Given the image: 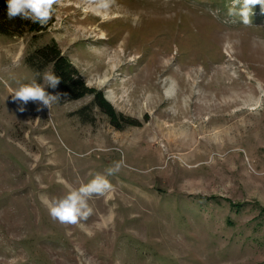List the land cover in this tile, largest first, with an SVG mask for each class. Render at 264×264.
Returning a JSON list of instances; mask_svg holds the SVG:
<instances>
[{
  "label": "rangeland",
  "instance_id": "374dc122",
  "mask_svg": "<svg viewBox=\"0 0 264 264\" xmlns=\"http://www.w3.org/2000/svg\"><path fill=\"white\" fill-rule=\"evenodd\" d=\"M232 4L58 0L45 31L0 35V264H264V3L247 25ZM50 41L116 122L93 95L13 100ZM96 174L87 219L49 215L42 192Z\"/></svg>",
  "mask_w": 264,
  "mask_h": 264
},
{
  "label": "clouds",
  "instance_id": "9594fccd",
  "mask_svg": "<svg viewBox=\"0 0 264 264\" xmlns=\"http://www.w3.org/2000/svg\"><path fill=\"white\" fill-rule=\"evenodd\" d=\"M58 0H6L7 16L12 19L19 17L22 20L30 21L34 24L46 25L56 12L54 5ZM264 3V0H233L229 14H238L242 17L244 24H249L251 7L255 4ZM103 6V5H102ZM239 6V7H237ZM44 84L38 83L35 79L29 84L19 86L13 92V100H19L24 104L29 101H39L44 107L50 109L53 103H59L61 94L48 93L45 89H56L61 83V77L55 71L46 72L43 76ZM21 112L24 108L19 109ZM39 110V109H38ZM123 165V161L116 162L108 170V174L118 172ZM59 176V173L57 174ZM62 183H67L61 180ZM41 187H44L41 185ZM112 185L104 175L96 174L88 183H82L78 188H71L62 197H49L45 192L40 194L41 202L47 207L49 215L61 223L75 224L80 220H85L93 212L89 200L96 195H103L110 191Z\"/></svg>",
  "mask_w": 264,
  "mask_h": 264
},
{
  "label": "trees",
  "instance_id": "16d2710c",
  "mask_svg": "<svg viewBox=\"0 0 264 264\" xmlns=\"http://www.w3.org/2000/svg\"><path fill=\"white\" fill-rule=\"evenodd\" d=\"M51 22L52 19L48 24L42 26L22 20L19 17L10 19L7 16L6 0H0V35L7 37L22 36L27 33L34 35L45 31ZM26 63L37 72L50 66L51 71L54 70L55 74L61 77V83L54 89L55 94H61V98L74 101L81 99L85 95H93L94 103L112 119V122L117 121L114 110L104 99L103 93L92 88L89 89L84 85L73 66L64 56H61L60 49L54 41H50L36 49L32 55L26 58ZM121 120L130 123L124 118Z\"/></svg>",
  "mask_w": 264,
  "mask_h": 264
}]
</instances>
